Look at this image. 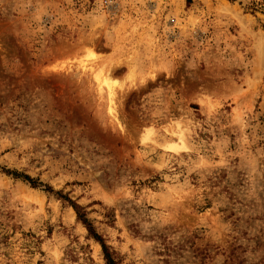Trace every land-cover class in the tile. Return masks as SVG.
I'll return each mask as SVG.
<instances>
[{"label": "rangeland", "instance_id": "rangeland-1", "mask_svg": "<svg viewBox=\"0 0 264 264\" xmlns=\"http://www.w3.org/2000/svg\"><path fill=\"white\" fill-rule=\"evenodd\" d=\"M7 170L119 264H264V0H0V264H105Z\"/></svg>", "mask_w": 264, "mask_h": 264}, {"label": "trees", "instance_id": "trees-1", "mask_svg": "<svg viewBox=\"0 0 264 264\" xmlns=\"http://www.w3.org/2000/svg\"><path fill=\"white\" fill-rule=\"evenodd\" d=\"M5 173L10 176H13L16 179H23L24 182L29 183L35 188H44L43 190L46 193H52V194L54 193L61 200L67 202L70 205V207L74 209L77 215V220L81 222L87 229L89 236L100 244L102 248L105 264H119L115 252L112 250V248L109 245H107L104 238L97 232L96 228L94 227L92 221L88 218V215L84 211V209L80 205H78L75 201L71 200L68 196L63 195L60 192H54V190L51 187L35 181L28 175L20 174L17 171H10V170L5 171Z\"/></svg>", "mask_w": 264, "mask_h": 264}, {"label": "bare ground", "instance_id": "bare-ground-1", "mask_svg": "<svg viewBox=\"0 0 264 264\" xmlns=\"http://www.w3.org/2000/svg\"><path fill=\"white\" fill-rule=\"evenodd\" d=\"M181 141H182V140H181ZM175 146H176V145L172 144V145H169L168 148H170V149H175V148H176Z\"/></svg>", "mask_w": 264, "mask_h": 264}]
</instances>
